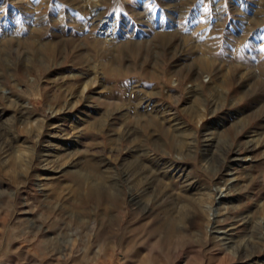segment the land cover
Here are the masks:
<instances>
[{
    "label": "rangeland",
    "instance_id": "1",
    "mask_svg": "<svg viewBox=\"0 0 264 264\" xmlns=\"http://www.w3.org/2000/svg\"><path fill=\"white\" fill-rule=\"evenodd\" d=\"M0 264H264V0H0Z\"/></svg>",
    "mask_w": 264,
    "mask_h": 264
},
{
    "label": "bare ground",
    "instance_id": "2",
    "mask_svg": "<svg viewBox=\"0 0 264 264\" xmlns=\"http://www.w3.org/2000/svg\"><path fill=\"white\" fill-rule=\"evenodd\" d=\"M84 91H83V93H85V87H84V89H83ZM25 105V104H24ZM91 106V105H90ZM29 107V106H28ZM27 107V109H29ZM25 110V109H24ZM26 111H28V110H26ZM60 111V110H59ZM59 111H52V115H51V118L50 119H48V120H46V119H44L43 121L41 120V121H38V119L39 118H36L37 116L36 115H34L33 114V112L31 113V115H30V118H29V120H28V122L27 123H33V122H36V123H41L42 125L44 124L45 126L44 127H47V126H51L52 128L53 127H57L58 129L60 128V126H59V124H58V122L60 121V119H58V115H59ZM30 114V113H29ZM200 115V114H199ZM198 115V116H199ZM206 114L204 113V112H201V115L199 116V120H198V123H200V122H202V121H204L205 120V118H206ZM16 121V120H15ZM79 123V122H78ZM40 124V125H41ZM26 125V124H25ZM42 136V133L38 136L40 139L42 138L41 137ZM44 138V137H43ZM52 143H54L53 141H52ZM51 146V145H50ZM8 162V161H7ZM7 165V164H6ZM49 174L47 173V172H45V173H43V174H40V175H38L40 178H42L43 176L45 177H47ZM42 180V179H41ZM40 183H42V181H40ZM43 185V184H42ZM41 186V185H40ZM226 204V203H225ZM224 204V205H225ZM223 206V205H222ZM226 208V207H225ZM224 212H226V213H228L229 211H228V209L226 208V209H224ZM205 213V221H206V223H207V229H209L210 230V232L212 231V229H217V228H214V225H216V224H221L222 222H225V220H227V218H228V216L227 215H225V216H221V217H215V213L213 212V209L211 208V209H209V210H207V211H205L204 212ZM219 213H221V210L220 211H218V214ZM217 216V215H216ZM227 216V217H226ZM220 230H216V233H212V234H216V237H215V240H217V241H219V243H222V246L224 247L225 246V244L223 243V241H224V239H223V237L224 236H226V232L224 233H220L219 232ZM209 232H207V234H208ZM231 251V250H230Z\"/></svg>",
    "mask_w": 264,
    "mask_h": 264
}]
</instances>
